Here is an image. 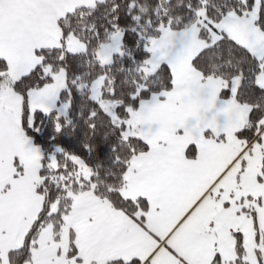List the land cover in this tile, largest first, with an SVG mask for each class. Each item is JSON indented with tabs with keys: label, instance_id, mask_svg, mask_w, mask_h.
<instances>
[{
	"label": "snow or ice",
	"instance_id": "6c2138e0",
	"mask_svg": "<svg viewBox=\"0 0 264 264\" xmlns=\"http://www.w3.org/2000/svg\"><path fill=\"white\" fill-rule=\"evenodd\" d=\"M0 264H264V0H0Z\"/></svg>",
	"mask_w": 264,
	"mask_h": 264
},
{
	"label": "trees",
	"instance_id": "16d2710c",
	"mask_svg": "<svg viewBox=\"0 0 264 264\" xmlns=\"http://www.w3.org/2000/svg\"><path fill=\"white\" fill-rule=\"evenodd\" d=\"M64 139L66 141L70 142L73 146H78L75 137L68 136V137H65Z\"/></svg>",
	"mask_w": 264,
	"mask_h": 264
}]
</instances>
